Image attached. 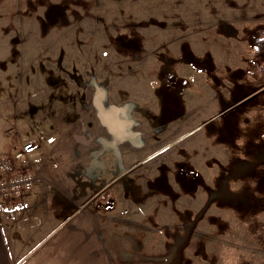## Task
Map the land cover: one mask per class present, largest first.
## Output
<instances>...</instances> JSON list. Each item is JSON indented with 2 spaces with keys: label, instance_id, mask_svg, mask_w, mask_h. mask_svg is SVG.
<instances>
[{
  "label": "rangeland",
  "instance_id": "obj_1",
  "mask_svg": "<svg viewBox=\"0 0 264 264\" xmlns=\"http://www.w3.org/2000/svg\"><path fill=\"white\" fill-rule=\"evenodd\" d=\"M261 28L264 0H0L7 151L96 137L63 213H95L111 264H264Z\"/></svg>",
  "mask_w": 264,
  "mask_h": 264
},
{
  "label": "crops",
  "instance_id": "obj_2",
  "mask_svg": "<svg viewBox=\"0 0 264 264\" xmlns=\"http://www.w3.org/2000/svg\"><path fill=\"white\" fill-rule=\"evenodd\" d=\"M12 116L9 112L0 119V154L11 153L7 151L6 139ZM49 126L46 124L43 137L39 132L31 136L17 127L13 129L11 150L20 148L26 140L39 139L37 156L41 162L36 164L35 157L19 161L20 166L30 167L37 176L34 188L19 198L23 205L8 210L0 204V264H111L100 229L91 219L95 213L89 210L63 213L65 198L73 204L74 195L68 189L75 185V181L68 182L74 178L73 171L81 170L82 166L83 172L95 169L93 156L97 152L92 144L96 137L92 135L90 142L77 143L73 152L67 154L61 145L49 140L55 137L54 131L48 132ZM99 131L107 136V131ZM83 136L89 140L88 135ZM100 138L106 137L100 135ZM62 155L66 156L68 167L61 164Z\"/></svg>",
  "mask_w": 264,
  "mask_h": 264
},
{
  "label": "built area",
  "instance_id": "obj_3",
  "mask_svg": "<svg viewBox=\"0 0 264 264\" xmlns=\"http://www.w3.org/2000/svg\"><path fill=\"white\" fill-rule=\"evenodd\" d=\"M37 153L36 143L27 140L12 154H0V203L6 204L7 208H20V196L34 188L37 178L34 170L20 166L19 161L35 157V163L39 164Z\"/></svg>",
  "mask_w": 264,
  "mask_h": 264
},
{
  "label": "trees",
  "instance_id": "obj_4",
  "mask_svg": "<svg viewBox=\"0 0 264 264\" xmlns=\"http://www.w3.org/2000/svg\"><path fill=\"white\" fill-rule=\"evenodd\" d=\"M254 44L256 46V56H264V28L257 29L254 33Z\"/></svg>",
  "mask_w": 264,
  "mask_h": 264
},
{
  "label": "bare ground",
  "instance_id": "obj_5",
  "mask_svg": "<svg viewBox=\"0 0 264 264\" xmlns=\"http://www.w3.org/2000/svg\"><path fill=\"white\" fill-rule=\"evenodd\" d=\"M114 124H115V126H116V127H118V125H119L118 121H117V122H115Z\"/></svg>",
  "mask_w": 264,
  "mask_h": 264
}]
</instances>
